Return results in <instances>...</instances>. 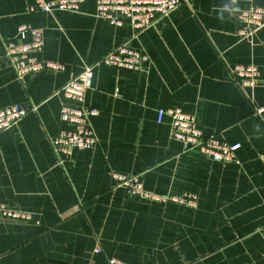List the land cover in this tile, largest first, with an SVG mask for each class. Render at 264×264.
<instances>
[{"label":"crops","instance_id":"1","mask_svg":"<svg viewBox=\"0 0 264 264\" xmlns=\"http://www.w3.org/2000/svg\"><path fill=\"white\" fill-rule=\"evenodd\" d=\"M97 1L45 14L29 11L34 0H0V110L36 108L0 132V204L29 216H0V264H264V27L249 39L237 35L238 14L264 0H182L138 34L128 22L97 18ZM21 25L42 33L36 59L61 70L17 80L3 46L22 42ZM121 45L147 56V72L94 67L85 106L97 111V145L55 153L53 140L70 130L61 106H75L58 92ZM237 65L257 68L253 88L240 90L230 73ZM170 108L238 145L235 161L182 150L169 118L156 122ZM114 173L137 177L156 195H193L195 206L131 196Z\"/></svg>","mask_w":264,"mask_h":264},{"label":"built area","instance_id":"2","mask_svg":"<svg viewBox=\"0 0 264 264\" xmlns=\"http://www.w3.org/2000/svg\"><path fill=\"white\" fill-rule=\"evenodd\" d=\"M250 2L251 0H238ZM85 0H34L30 12L53 14L54 12H77ZM182 0H98L95 7L97 18L109 25L121 27L128 22L130 27L141 33L159 21L167 18ZM237 20L241 24L238 37L249 39L264 27V7H252L240 12ZM28 41H24L26 37ZM16 37L22 40L16 43L6 41L3 46V56L7 59L17 80L26 75H33L44 70L58 71L61 66L54 62H41L35 57L43 50L44 40L40 30L28 25H21L16 30ZM104 65L116 70L130 73H145L149 66V59L126 45H121L95 65L84 67L82 72L69 80L58 92L68 102L75 106L62 105L59 118L70 130L63 131L53 140L52 147L55 153L70 157L74 150H93L97 145L90 119L97 115V111L85 106V95L90 90L93 81L94 67ZM230 73L237 80L241 91L253 88L257 84L258 70L254 66L237 65L230 69ZM35 107L26 109L19 105H11L0 110V132L7 131L27 115L34 113ZM263 109L256 110L259 114ZM169 118L170 138L181 145L182 150L196 149L211 161L228 164L235 161L238 145L228 144L219 140L215 134L205 135L195 125L193 119L178 108L159 109L156 112V122L161 123L163 118ZM115 185L127 194L155 203L168 201L188 207L195 206V196H160L144 190L141 182L135 176L112 174ZM2 218L26 221L28 214L10 210L0 204ZM264 238V227L261 229ZM108 264H121L109 260Z\"/></svg>","mask_w":264,"mask_h":264},{"label":"clouds","instance_id":"3","mask_svg":"<svg viewBox=\"0 0 264 264\" xmlns=\"http://www.w3.org/2000/svg\"><path fill=\"white\" fill-rule=\"evenodd\" d=\"M237 2H238V0H232V4L233 5H236L237 4ZM226 9H227V7H226ZM228 10V9H227ZM238 10V8H234L233 10H228L229 12H232V11H237Z\"/></svg>","mask_w":264,"mask_h":264}]
</instances>
